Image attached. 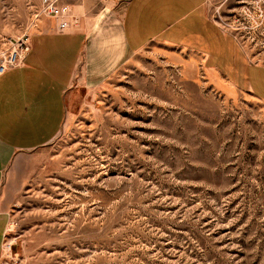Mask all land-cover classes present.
I'll list each match as a JSON object with an SVG mask.
<instances>
[{"label":"rangeland","instance_id":"374dc122","mask_svg":"<svg viewBox=\"0 0 264 264\" xmlns=\"http://www.w3.org/2000/svg\"><path fill=\"white\" fill-rule=\"evenodd\" d=\"M40 2L0 0V54ZM207 7L264 66V0ZM213 83L142 56L80 84L60 130L3 171L2 264H264V107Z\"/></svg>","mask_w":264,"mask_h":264},{"label":"crops","instance_id":"0c3cea01","mask_svg":"<svg viewBox=\"0 0 264 264\" xmlns=\"http://www.w3.org/2000/svg\"><path fill=\"white\" fill-rule=\"evenodd\" d=\"M99 1L108 3V17L93 20L91 0H63L80 24L59 32L53 18L40 19L22 65L0 74V185L18 151L60 130L80 84L105 82L135 58L158 61L163 70L179 67L184 77L213 78L218 89L246 92L264 107V66L210 16L208 0ZM80 61L84 83L75 81ZM6 228L0 208V264Z\"/></svg>","mask_w":264,"mask_h":264},{"label":"built area","instance_id":"2783aa9c","mask_svg":"<svg viewBox=\"0 0 264 264\" xmlns=\"http://www.w3.org/2000/svg\"><path fill=\"white\" fill-rule=\"evenodd\" d=\"M38 15L50 16L56 20L59 32L74 29L81 21L72 14L67 4H58L56 0H41ZM28 45L29 36L25 34L10 41V47L0 54V74L22 65L29 50Z\"/></svg>","mask_w":264,"mask_h":264}]
</instances>
